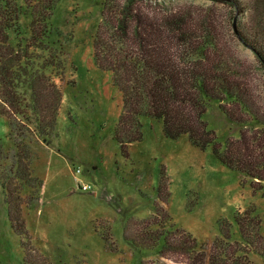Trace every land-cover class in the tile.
<instances>
[{
  "label": "rangeland",
  "instance_id": "1",
  "mask_svg": "<svg viewBox=\"0 0 264 264\" xmlns=\"http://www.w3.org/2000/svg\"><path fill=\"white\" fill-rule=\"evenodd\" d=\"M102 2L60 0L49 21L51 40L68 61L66 79L57 80L62 101L52 136L39 135L36 126L25 125L20 117L8 114L6 107L0 116V172L16 164L19 146L25 144L32 156L31 177L42 184V188L23 190V197L31 202L22 207V231L11 220L9 197L0 185V264H36L35 254L49 264L155 262L160 260L163 242L151 250L137 248L127 241L125 230L131 223L148 221L158 205L172 218L166 230L177 228L191 234L206 251L205 264L220 236L221 219L233 224V240L241 241L235 214L254 210L264 234V186L256 192L259 185L224 166L213 146L201 150L187 135L168 139L163 122L149 117L140 118L141 140L125 146L116 141L123 98L111 73L101 70L94 59ZM143 2L163 13L215 14L228 55L244 66L254 99L264 113V67L234 33L243 30L245 16L210 0ZM14 3L21 6L19 22L24 28L29 17L26 5L24 0ZM5 5L6 0H0V10ZM71 80L75 85L68 83ZM204 121L222 150L229 139H238L242 129H247L232 124L216 101L208 103ZM248 131L254 133L251 128ZM163 172L171 194L167 203L159 192ZM84 186L90 188L83 190ZM173 258L177 259L161 263L190 264L188 258ZM250 258L254 264H264V257L252 254Z\"/></svg>",
  "mask_w": 264,
  "mask_h": 264
},
{
  "label": "trees",
  "instance_id": "2",
  "mask_svg": "<svg viewBox=\"0 0 264 264\" xmlns=\"http://www.w3.org/2000/svg\"><path fill=\"white\" fill-rule=\"evenodd\" d=\"M14 1L6 0L0 10V116L6 107L8 114L20 117L27 126H36L39 135L50 137L57 127L62 101V86L57 80L66 79L68 65L61 47L51 40L49 24L60 0H24L29 16L24 28L19 22L21 6ZM143 1L103 0L102 22L94 37L96 65L111 73L123 98L116 141L125 146L141 140L142 117L160 120L168 139L187 135L201 150L213 146L224 166L257 183L256 192L262 191L264 113L254 99L244 66L230 52L228 55L215 14L192 10L163 13ZM210 1L231 6L237 16H245L244 28L234 30L235 36L264 67V0ZM68 83L75 85L74 80ZM213 101L220 104L232 124L247 128L238 139H229L224 150L204 121L208 103ZM227 104L229 108H225ZM31 160L28 146L21 145L16 164L0 172L11 220L19 229L25 224L22 207L31 202L23 197V190L28 186L42 188L31 177ZM159 192L162 202L167 203L171 194L165 172ZM171 221L170 214L158 205L148 221L127 226L126 239L148 250L163 242L160 260L146 264H166L161 260L177 259L174 255L188 258L190 264H205L206 251L191 234L177 228L166 230ZM235 223L241 241L233 240V224L221 219L220 236L208 264H254L252 254L264 257V234L255 211L237 212ZM35 255L36 264H49L43 256Z\"/></svg>",
  "mask_w": 264,
  "mask_h": 264
},
{
  "label": "built area",
  "instance_id": "3",
  "mask_svg": "<svg viewBox=\"0 0 264 264\" xmlns=\"http://www.w3.org/2000/svg\"><path fill=\"white\" fill-rule=\"evenodd\" d=\"M89 188H90L89 186L82 187L83 190H88Z\"/></svg>",
  "mask_w": 264,
  "mask_h": 264
}]
</instances>
